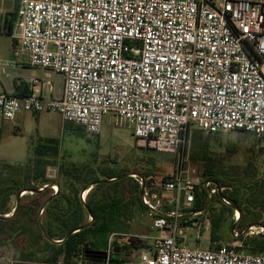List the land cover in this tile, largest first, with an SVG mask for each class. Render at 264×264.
Wrapping results in <instances>:
<instances>
[{"label":"built area","instance_id":"1","mask_svg":"<svg viewBox=\"0 0 264 264\" xmlns=\"http://www.w3.org/2000/svg\"><path fill=\"white\" fill-rule=\"evenodd\" d=\"M16 30L11 37L21 60L0 57V83L12 80L11 65L22 70L26 59L30 68L60 76L63 90L46 96L40 78L21 76L32 94L0 92L3 120L51 111L97 135L108 117L115 127L133 128L139 147L177 156L175 172L160 187L167 201L143 187L142 203L158 234L131 236L142 243L137 264H264V254L240 250L237 235L209 249L177 238L203 215L193 210L197 192H219L191 167L189 132L264 137V0H20ZM50 188L58 193L56 184ZM259 228L256 234H264ZM127 236L110 235L107 264ZM4 261L17 263L0 254Z\"/></svg>","mask_w":264,"mask_h":264},{"label":"rangeland","instance_id":"2","mask_svg":"<svg viewBox=\"0 0 264 264\" xmlns=\"http://www.w3.org/2000/svg\"><path fill=\"white\" fill-rule=\"evenodd\" d=\"M0 1L3 2L1 10L4 14L5 11L13 10L15 0ZM14 34L17 35L18 30ZM12 38L15 37L4 35L0 38V55L5 59H11L13 55ZM41 73L42 71H35L38 77ZM4 80L6 81L5 77H3V83H5ZM188 138L185 154L191 167L195 168L201 177L204 173L212 177H205V179L219 187V192L214 196L206 195L208 203L202 210L203 215L199 217L200 220L196 225L179 229L178 241L192 247L211 248L213 245L212 220L217 219L220 223L219 232L224 235L222 241L218 242L231 241L232 239L229 240V238H235L237 235L238 238L235 239L240 243V250L247 249L249 245L246 243L258 236L256 234L258 228H264V137L240 132L209 135L192 130ZM195 138L202 146L207 144L210 149L211 153L206 162L191 158ZM50 140L54 141L59 152L55 154L53 148H50L47 156L42 158L44 160L42 164L31 163L27 172L38 173L45 167L51 179H62L60 172L64 171L65 167L70 168L76 163L83 168V177L86 175L88 180L95 178L107 180L105 175L113 173L122 179L129 180L130 192L127 193L126 203L130 204L133 201L137 203L130 205L131 209L122 218L118 233L128 234L130 237L119 239L118 245L121 251L118 259L120 261L110 264L139 263V250L136 247L141 242L131 236H155L158 232L152 229V222L147 217V211L139 209V201L131 195L135 193L131 190H139L141 198L143 187H145L157 193L160 199L167 201L170 196L162 193L160 187L162 178L169 177L175 172L178 166L177 156L139 147L133 128L115 127L108 117L104 118L101 132L97 135L87 134L84 129L65 123L60 114L51 111L40 114L21 112L9 121L0 117V160L5 164L26 167L34 160L38 146L48 144ZM8 173L9 171L0 169V181H6L9 177ZM141 180H143V186L140 184ZM92 184L95 183L90 184L91 189L95 186ZM77 189L81 190V187ZM30 191L26 190L27 196L32 195L27 193ZM51 191L53 192L52 189ZM89 191L82 190L80 196L86 195L87 198ZM228 196L238 198V203H234ZM224 198L229 204L223 201ZM14 207L15 203H10L8 206L10 212L2 216L11 215ZM237 211L243 216L238 222L234 219ZM205 218L210 222L208 228L204 224ZM253 227L257 228L251 230L250 228ZM127 242L131 246L127 247ZM12 248V246L0 245V254L7 258L11 257L12 252L15 251ZM15 254L18 257V253ZM3 264H9V262L4 261Z\"/></svg>","mask_w":264,"mask_h":264},{"label":"trees","instance_id":"3","mask_svg":"<svg viewBox=\"0 0 264 264\" xmlns=\"http://www.w3.org/2000/svg\"><path fill=\"white\" fill-rule=\"evenodd\" d=\"M18 6L19 3L16 4L12 12L2 17L9 36H12L15 31ZM17 46L18 41L13 39V47L16 49ZM14 86L13 95L16 97H28L32 94L30 85L26 81L18 82L16 80ZM75 126L83 130L81 126ZM193 143L191 158L206 162L211 153L207 144L202 146L196 138L193 139ZM50 148H53L55 154L59 152L54 141L50 140L48 144L38 146L34 160L23 168L5 164L0 160V169L9 171V177L6 181H0V245L18 249L20 255L16 264H31V262L34 264H59L60 262H62L60 264H77L78 262L86 264V255L89 251H105L107 249L110 235L118 233L122 218L131 209L130 205L137 202L126 203L127 193L130 192L129 180L127 178L122 179L115 173L105 175L107 180L97 178L88 180L86 175L83 177V168L76 163L72 164L70 168L65 167V170L60 174L58 172L59 175H62V179H51L45 167L38 173L27 172L26 170L29 169L31 163L42 164L44 161L42 158L47 156ZM205 177L212 178L205 173L202 174V178L205 179ZM96 182L100 183L91 189L90 184ZM51 183H56L60 187L55 196H52L51 189L38 192L41 186ZM78 187H81V190L77 189ZM85 189L90 191L86 200L83 201L80 192ZM25 190L36 193L22 198L16 208V213L11 218L3 217V214L10 212L8 206L12 198ZM98 191L100 192L97 195ZM131 191L135 192L131 195L138 199L139 209L146 210L140 198L139 190L132 189ZM206 195H208L206 191L197 192L194 211H202L206 207L208 203ZM51 196L52 199L45 205ZM228 197L234 203H238V198ZM43 206L41 225L39 211ZM88 210L91 212L92 220ZM242 218L241 215L240 220ZM86 225L88 226L85 227ZM219 230V221L213 219L211 230L213 242L222 241L224 235H221ZM71 232L72 234L69 235ZM231 239L233 238L230 237L229 240ZM57 241H61V243H56ZM246 245H249L248 248L241 249L242 252L263 254L264 235L250 239ZM82 247L86 249V253L80 257L79 252ZM115 247L119 246L116 245ZM118 257L120 254H112L110 263L120 261Z\"/></svg>","mask_w":264,"mask_h":264},{"label":"crops","instance_id":"4","mask_svg":"<svg viewBox=\"0 0 264 264\" xmlns=\"http://www.w3.org/2000/svg\"><path fill=\"white\" fill-rule=\"evenodd\" d=\"M20 2V0H15V5H14V8H15V6H16V4L17 3H19ZM2 6H3V2H1L0 1V13L2 14L1 16L2 17H4V15L5 14H7V13H9L10 11H5V14H4V11H2L1 10V8H2ZM14 8H13V10H14ZM12 10V11H13ZM11 11V12H12ZM12 39H15V38H12ZM17 40V39H16ZM18 41V40H17ZM19 44V43H18ZM12 47H13V45H12ZM13 55H12V57H11V59H5V58H3L1 55H0V57L6 62V63H9V64H12V63H15L16 61H20L21 59H16L15 58V51H16V49L13 47ZM23 61V64H24V68L22 69V70H18V69H15L14 67H13V65H11V69L9 70V73L10 74H13L15 77L11 80L10 78H6V81H5V83H3V81L0 83V92H3V91H7L8 93H13L14 92V90H15V86H14V82L17 80L18 82H20L21 80L22 81H26L27 82V80L25 79V78H23V77H21V76H31V75H33V76H36V77H38L37 75H35V69H32V68H30V66H29V64H28V62L26 61V59H23L22 60ZM40 71V70H39ZM28 73V74H27ZM32 73V74H31ZM29 74H31V75H29ZM38 78H40V86L43 88V94L44 95H46V96H48V95H51L52 94V89H53V92L56 94V95H60L61 93H62V90H63V82H62V79H61V77L60 76H58V75H55V74H53V73H50V72H45V71H42V73H41V76H39ZM15 80V81H14ZM50 83V84H49ZM53 183H51V184H49L46 188H44L43 190H39L38 192H42V191H44L45 189H51L50 188V186L52 185ZM57 186H58V191L60 190V187H59V185L57 184ZM27 193H31L32 195H34L36 192H34V191H30V192H27ZM21 194V193H20ZM19 194V195H20ZM51 194H52V196H55L56 194H54L53 192H51ZM19 195H17V196H14L13 198H12V200H11V203L12 202H14L15 203V207H14V212L11 214V215H6V218H11L15 213H16V208H17V206H18V198H19ZM21 197H20V202H21V199L22 198H24L25 196H27L26 195V192H24V193H22L21 195H20ZM52 196L47 200V202H49L51 199H52ZM82 198V197H81ZM83 200V199H82ZM20 202H19V204H20ZM46 202V203H47ZM45 203V204H46ZM42 209H44V206H43V208ZM40 210L39 211V217H40V219H41V216H42V214H43V212H44V210ZM41 211H43L42 212V214H41V216H40V212ZM136 216H138V215H136ZM90 219H91V217H90ZM136 219V218H135ZM239 219H241V215H240V217H239ZM41 221V225H42V219L40 220ZM128 243V242H127ZM119 246V245H118ZM126 246L128 247V246H131L130 245V243H128V244H126ZM140 247H142V243L141 244H138L137 245V247L136 248H138V250H139V248ZM12 250H15L14 252H12V255H13V257H14V259L15 260H17V258L19 259V251H18V249H15V248H12ZM15 253H18V257H17V255L15 254ZM18 261V260H17ZM87 264V263H86Z\"/></svg>","mask_w":264,"mask_h":264},{"label":"water","instance_id":"5","mask_svg":"<svg viewBox=\"0 0 264 264\" xmlns=\"http://www.w3.org/2000/svg\"><path fill=\"white\" fill-rule=\"evenodd\" d=\"M113 181V180H112ZM98 183H100V182H96L95 184H92V186H94V185H96V184H98ZM88 189V188H87ZM86 189V190H87ZM24 192H26V190L25 191H23L22 193H24ZM21 193V194H22ZM20 194V195H21ZM19 195V198H18V206H19V200H20V196ZM48 203V202H47ZM46 203V204H47ZM45 204V205H46ZM17 206V207H18ZM42 210H44V209H42ZM89 211V210H88ZM42 212L43 211H41L40 212V216H41V214H42ZM89 213H90V217H91V220H92V215H91V212L89 211ZM1 217V216H0ZM88 225H86L85 227H87ZM44 233H45V231H44ZM72 234V232L71 233H69V235H71ZM45 235H46V233H45ZM262 235H264V234H262ZM48 237V236H47ZM56 243H61V241H57ZM120 251H121V248L120 247H115L114 249H113V252H112V254H115V255H117V254H119L120 253ZM90 255L92 254V255H103V259H104V263L103 264H107V259H108V253L106 252V251H94V252H90L89 253ZM86 257H88V256H86ZM88 264V263H87Z\"/></svg>","mask_w":264,"mask_h":264},{"label":"flooded vegetation","instance_id":"6","mask_svg":"<svg viewBox=\"0 0 264 264\" xmlns=\"http://www.w3.org/2000/svg\"><path fill=\"white\" fill-rule=\"evenodd\" d=\"M90 252L91 251H89V253ZM89 253L86 255L88 256L86 257V263L88 264H103L104 263L103 255H92V254L90 255Z\"/></svg>","mask_w":264,"mask_h":264},{"label":"bare ground","instance_id":"7","mask_svg":"<svg viewBox=\"0 0 264 264\" xmlns=\"http://www.w3.org/2000/svg\"><path fill=\"white\" fill-rule=\"evenodd\" d=\"M240 215H241V214H240V213H238V217H240ZM259 229H261V228H259Z\"/></svg>","mask_w":264,"mask_h":264}]
</instances>
